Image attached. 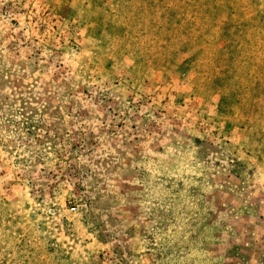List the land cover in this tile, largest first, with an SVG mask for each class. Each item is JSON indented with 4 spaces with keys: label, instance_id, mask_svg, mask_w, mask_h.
<instances>
[{
    "label": "rangeland",
    "instance_id": "1",
    "mask_svg": "<svg viewBox=\"0 0 264 264\" xmlns=\"http://www.w3.org/2000/svg\"><path fill=\"white\" fill-rule=\"evenodd\" d=\"M0 264H264V0H0Z\"/></svg>",
    "mask_w": 264,
    "mask_h": 264
}]
</instances>
